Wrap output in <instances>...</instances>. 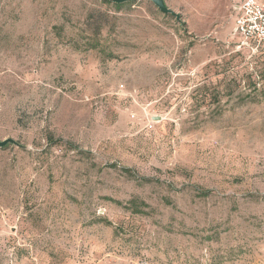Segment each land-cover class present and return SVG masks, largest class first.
<instances>
[{
	"label": "rangeland",
	"instance_id": "rangeland-1",
	"mask_svg": "<svg viewBox=\"0 0 264 264\" xmlns=\"http://www.w3.org/2000/svg\"><path fill=\"white\" fill-rule=\"evenodd\" d=\"M238 1L0 0V264H264Z\"/></svg>",
	"mask_w": 264,
	"mask_h": 264
},
{
	"label": "built area",
	"instance_id": "built-area-1",
	"mask_svg": "<svg viewBox=\"0 0 264 264\" xmlns=\"http://www.w3.org/2000/svg\"><path fill=\"white\" fill-rule=\"evenodd\" d=\"M234 34L251 42L254 49L264 46V3L262 0H242L234 21Z\"/></svg>",
	"mask_w": 264,
	"mask_h": 264
},
{
	"label": "water",
	"instance_id": "water-1",
	"mask_svg": "<svg viewBox=\"0 0 264 264\" xmlns=\"http://www.w3.org/2000/svg\"><path fill=\"white\" fill-rule=\"evenodd\" d=\"M108 2L115 4V5H121L124 3L132 2L134 0H107ZM152 4L163 14L165 15H172L174 16L177 20H179V16L175 14L171 9L167 8L163 2V0H150ZM7 144H13L17 145L15 141L12 139H5V140H0V148L5 147Z\"/></svg>",
	"mask_w": 264,
	"mask_h": 264
},
{
	"label": "crops",
	"instance_id": "crops-1",
	"mask_svg": "<svg viewBox=\"0 0 264 264\" xmlns=\"http://www.w3.org/2000/svg\"><path fill=\"white\" fill-rule=\"evenodd\" d=\"M241 1H242V0H239V1L233 6L234 11L236 12V16H237V14H238V8H239V5H240ZM262 2L264 3V0H262ZM236 16H235V18H236ZM234 21H235V20H234ZM233 32H234V28H233ZM234 37H237V39H238V47H239V48H246V49H248V50H252V51L255 52V53H256V52H260L261 50L264 49V46L259 47V48H257V49H254V45H253L251 42H249L248 44H243V39H242L240 36H238L237 34H234Z\"/></svg>",
	"mask_w": 264,
	"mask_h": 264
},
{
	"label": "trees",
	"instance_id": "trees-1",
	"mask_svg": "<svg viewBox=\"0 0 264 264\" xmlns=\"http://www.w3.org/2000/svg\"><path fill=\"white\" fill-rule=\"evenodd\" d=\"M109 3H110V2H109ZM121 5H122V4H121ZM121 5H115V4H114V6H116V7H120Z\"/></svg>",
	"mask_w": 264,
	"mask_h": 264
}]
</instances>
